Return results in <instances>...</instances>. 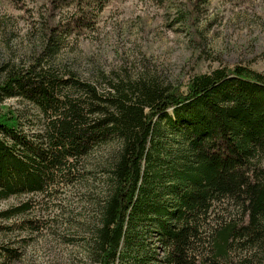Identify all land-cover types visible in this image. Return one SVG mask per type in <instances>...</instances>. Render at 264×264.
Returning <instances> with one entry per match:
<instances>
[{
    "label": "trees",
    "instance_id": "trees-1",
    "mask_svg": "<svg viewBox=\"0 0 264 264\" xmlns=\"http://www.w3.org/2000/svg\"><path fill=\"white\" fill-rule=\"evenodd\" d=\"M112 1L72 0V23L50 40L88 27V12ZM44 60L0 81V105L29 102L44 120L33 132L23 112L1 106L0 202L34 197L1 219L83 184L91 154L116 144L94 264H264V73L235 64L182 87L142 78L100 90ZM1 249L0 259L18 257Z\"/></svg>",
    "mask_w": 264,
    "mask_h": 264
},
{
    "label": "rangeland",
    "instance_id": "rangeland-1",
    "mask_svg": "<svg viewBox=\"0 0 264 264\" xmlns=\"http://www.w3.org/2000/svg\"><path fill=\"white\" fill-rule=\"evenodd\" d=\"M71 3L0 0V81L11 69H27L44 57L59 74H73L100 90L107 82L142 78L182 87L194 75L235 64L264 73V0H113L103 12L92 9L84 16L88 27L56 35L60 45L49 58L52 29L72 23ZM1 106L23 112L33 132L44 124L29 102L8 99L0 111ZM118 151L111 144L91 154L88 179L58 199H40L33 211L0 218V253L4 247L18 254L0 264H94L89 241L99 225L107 172ZM31 199L2 201L0 214ZM153 245L161 247L157 239Z\"/></svg>",
    "mask_w": 264,
    "mask_h": 264
}]
</instances>
